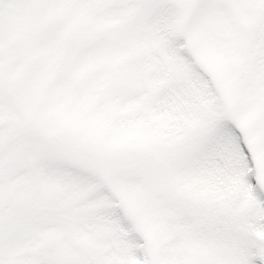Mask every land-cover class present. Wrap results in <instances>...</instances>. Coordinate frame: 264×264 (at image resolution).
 Listing matches in <instances>:
<instances>
[{"label": "snow or ice", "instance_id": "1", "mask_svg": "<svg viewBox=\"0 0 264 264\" xmlns=\"http://www.w3.org/2000/svg\"><path fill=\"white\" fill-rule=\"evenodd\" d=\"M0 264H264V0H0Z\"/></svg>", "mask_w": 264, "mask_h": 264}]
</instances>
